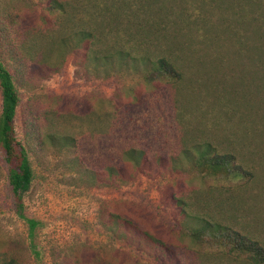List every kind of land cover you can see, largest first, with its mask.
Returning a JSON list of instances; mask_svg holds the SVG:
<instances>
[{
  "label": "rangeland",
  "instance_id": "1",
  "mask_svg": "<svg viewBox=\"0 0 264 264\" xmlns=\"http://www.w3.org/2000/svg\"><path fill=\"white\" fill-rule=\"evenodd\" d=\"M0 53L34 171L19 212L0 153V264H255L224 236L264 249V0H0Z\"/></svg>",
  "mask_w": 264,
  "mask_h": 264
},
{
  "label": "trees",
  "instance_id": "2",
  "mask_svg": "<svg viewBox=\"0 0 264 264\" xmlns=\"http://www.w3.org/2000/svg\"><path fill=\"white\" fill-rule=\"evenodd\" d=\"M68 4L70 3L59 1H56L55 3L58 9L62 12L67 11L66 6ZM122 55L124 54H121V56ZM127 57H130V55L127 54ZM154 64L153 71L146 77L148 82L168 81L174 83L177 80H183L182 74L173 62L161 59ZM0 89L2 94V111L0 113V153L4 156V160L7 164V175L11 192L17 200L16 204L19 212H22L24 211L22 197L33 183L34 171L26 146L16 136L14 122L22 99L16 87L13 74L3 62L1 53ZM212 155L213 158L211 157L208 160L204 157L201 159V163L206 162V164H208L209 174L212 177H218L221 174L223 175L232 167L233 162L237 160L236 155L233 153L221 154L216 151L213 152ZM235 168L238 169L233 173V180L235 181L247 180L253 175V173L247 171L242 165H238ZM21 216L29 226V236L32 240V247L35 249L36 232L39 228V223L34 219L24 217L22 213ZM205 227L208 229V238L211 237V234L218 228L217 225L212 224H206ZM225 232L224 240L226 239L229 243L231 242L235 245L236 250L242 253L241 255L248 257L255 264H264V249L256 242L229 227L225 229Z\"/></svg>",
  "mask_w": 264,
  "mask_h": 264
}]
</instances>
